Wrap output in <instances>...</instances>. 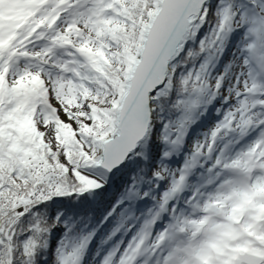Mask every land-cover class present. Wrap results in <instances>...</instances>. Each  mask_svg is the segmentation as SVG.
<instances>
[{
    "label": "snow or ice",
    "instance_id": "1",
    "mask_svg": "<svg viewBox=\"0 0 264 264\" xmlns=\"http://www.w3.org/2000/svg\"><path fill=\"white\" fill-rule=\"evenodd\" d=\"M0 264H264V0H0Z\"/></svg>",
    "mask_w": 264,
    "mask_h": 264
}]
</instances>
